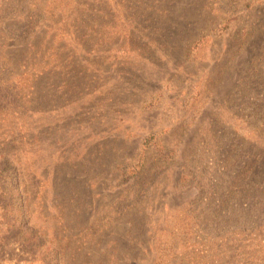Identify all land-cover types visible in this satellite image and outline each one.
Wrapping results in <instances>:
<instances>
[{
  "label": "rangeland",
  "instance_id": "374dc122",
  "mask_svg": "<svg viewBox=\"0 0 264 264\" xmlns=\"http://www.w3.org/2000/svg\"><path fill=\"white\" fill-rule=\"evenodd\" d=\"M0 264H264V0H0Z\"/></svg>",
  "mask_w": 264,
  "mask_h": 264
}]
</instances>
